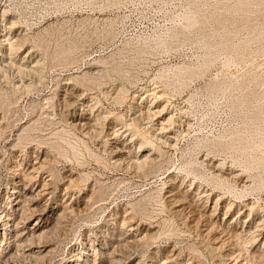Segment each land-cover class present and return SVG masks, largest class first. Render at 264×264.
Here are the masks:
<instances>
[{
  "label": "rangeland",
  "instance_id": "374dc122",
  "mask_svg": "<svg viewBox=\"0 0 264 264\" xmlns=\"http://www.w3.org/2000/svg\"><path fill=\"white\" fill-rule=\"evenodd\" d=\"M4 8L10 10L2 21ZM11 20L17 21L11 32L29 40L13 55L0 43V220L15 216L8 206L16 180L22 192L44 191L37 208L46 217L65 214L46 238L51 256L33 262L18 252L9 264H69L83 244L90 254L104 244L130 255L125 264H234L237 256L236 264H264V230H257L264 215V144L256 147L264 143V0H0V28ZM49 26L50 53L61 42L77 46L70 65L34 45V35ZM39 60L40 73L20 74V64L30 69ZM182 67L187 72L177 78ZM88 71L100 73V81L81 86L70 79ZM160 74L171 86L160 83ZM152 91L162 95L160 121L144 113L157 103ZM171 116L160 137L175 135L172 147L156 140L155 130ZM133 120L142 128L137 134L126 126ZM145 129L157 148L139 147ZM145 155L158 165L149 174L133 164ZM239 173L240 179L229 177ZM257 175L262 181H253ZM170 190L179 193L178 205L168 201L176 197ZM137 200L142 213L135 214ZM253 202L257 209L248 218ZM23 204L18 222L29 212ZM131 211L143 224L138 238L148 226L153 238L126 241L123 220ZM3 230L1 224L0 264L15 251L1 243ZM105 260L98 256L96 264Z\"/></svg>",
  "mask_w": 264,
  "mask_h": 264
},
{
  "label": "bare ground",
  "instance_id": "6f19581e",
  "mask_svg": "<svg viewBox=\"0 0 264 264\" xmlns=\"http://www.w3.org/2000/svg\"><path fill=\"white\" fill-rule=\"evenodd\" d=\"M9 10H10V8H4V10H3V14L1 15L2 17H1V19H2V21H5L6 20V16L8 15V13H9ZM56 13V12H55ZM13 18H14V16H13ZM12 18V19H13ZM0 23H1V21H0ZM3 23V22H2ZM16 23H17V21L16 20H11V21H9V25L8 26H6L7 25V23L6 24H4V25H2V26H4V28L2 29V28H0V37L1 36H3L4 38H0V43L2 44L1 46H3V48H4V46H5V48L7 47V46H9V50H10V54L11 55H13V54H15L16 52H19V51H21L20 49L22 48V47H24V45L28 42V40H29V36L27 35V33H25L24 35L23 34H17L18 36H16V34L14 35L13 34V31L11 32V30L12 29H14V27L16 26ZM23 23V22H22ZM1 25V24H0ZM56 25V24H55ZM55 25H53V27L55 26ZM59 25V24H58ZM58 25H56V27L58 26ZM27 27H29V26H27ZM52 27V26H51ZM6 29H9V30H6ZM29 29V28H28ZM31 29V28H30ZM42 29V28H41ZM56 29H59L58 27L56 28ZM6 30V33L4 32ZM50 31H52V28H50V26L49 27H45L42 31H39V32H37L35 35H34V37H33V43H34V45L35 46H37L40 50H41V53H42V55L43 56H45V57H50V60H51V58L52 59H56V58H59L60 60H59V63H61V64H68L69 63V65L71 64L70 62H72V60H69L68 59V57H69V52H71V54H73L74 52H72L73 50V48L75 47H77L76 45L75 46H73L72 44V46L70 45V47H66L65 45H64V43H63V45H61L62 44V42L61 41H59V42H61L60 44H56V46H52L53 48H54V50H51V53H50V50L49 49H51V48H49V41H50V39H49V41L48 40H45L44 39V35H46L45 33H51ZM4 32V33H3ZM53 32V31H52ZM57 32V31H56ZM54 33H55V31H54ZM33 35V34H32ZM31 35V36H32ZM48 35H51V37L50 38H53V35H52V33L51 34H48ZM47 35V36H48ZM8 36V37H7ZM46 37V36H45ZM49 37V36H48ZM48 37H46L47 39H48ZM53 41V40H52ZM52 41H50V42H52ZM54 42V41H53ZM59 42H57V43H59ZM54 44V45H55ZM51 46V45H50ZM69 46V45H68ZM37 48V49H38ZM52 48V49H53ZM74 48V49H75ZM8 49V48H7ZM31 49V48H30ZM29 49V50H30ZM5 50V49H4ZM72 50V51H71ZM6 51V50H5ZM52 51H53V53H52ZM75 51V50H74ZM2 52H3V50H2ZM5 54H7V53H5ZM10 54H9V56H10ZM30 56H31V54H30ZM34 57V56H33ZM8 58V57H7ZM13 57H11V59H12ZM37 59V58H36ZM71 59H72V57H71ZM3 60V59H2ZM73 60H76V59H73ZM12 61V63H15L14 62V60L12 59L11 60ZM29 61V60H28ZM55 61V60H54ZM77 61V60H76ZM101 62H102V60H100ZM104 61V60H103ZM105 61L107 62V60L105 59ZM43 62V61H42ZM57 62V61H56ZM55 62V63H56ZM99 62V61H98ZM106 62H105V64H106ZM50 63V62H49ZM74 63H77V62H74ZM103 63V62H102ZM29 64V63H28ZM73 64V63H72ZM101 64V63H100ZM23 65L24 64H20L19 65V67H18V69H19V72H20V74H24V73H29V72H31L32 70H35V71H37V72H39L40 73V71H39V65H40V60L37 62V64L35 65L36 67H31L30 69H25V68H23ZM51 65H52V62H51ZM50 65V66H51ZM54 65V64H53ZM56 66H57V64H55ZM54 65V66H55ZM1 66V65H0ZM11 66V65H10ZM32 66V65H31ZM59 66H61V65H59ZM68 66V65H67ZM26 67V66H25ZM51 68V67H50ZM105 71V70H104ZM163 71V70H162ZM98 72H100L101 73V71H99L98 70ZM168 72V71H167ZM177 72V71H176ZM187 71H186V69L185 68H181L177 73H174V74H176L177 75V78H179V77H181L182 75H183V73H186ZM100 73H97V72H83V74H81V75H76V76H70V79H74L75 80V82L77 83V84H79V85H81V86H87V85H89L90 83H92V82H97L98 80L100 81V79L99 78H101L102 76H101V74ZM170 73V72H169ZM172 74H173V72H172ZM71 75V74H70ZM28 76V75H27ZM175 76V75H174ZM166 77H169V76H166ZM166 77H165V75L163 74V75H159L158 76V78L160 79V83L162 82L163 84H164V86H171L170 85V83H169V81L166 79ZM37 80V79H36ZM98 81V82H99ZM20 83V82H19ZM19 83H17V85L19 84ZM37 83V82H36ZM94 84V83H93ZM159 85V84H158ZM58 87V86H57ZM161 88V87H160ZM159 88V89H160ZM25 89L27 90V91H30V90H32V86L30 85V84H28V85H25ZM154 89V88H153ZM152 89V90H153ZM19 90V89H18ZM151 90V89H150ZM33 92V91H32ZM153 92V91H152ZM138 93V92H137ZM149 94V93H148ZM147 94V95H148ZM153 94H154V100L155 99H157L156 101H157V103H153V104H151V105H148L149 107H148V109L146 110L147 112H144V113H147L148 114V117L149 118H152V117H156L155 118V120H159L160 121V118H161V116H162V111L165 109V107L163 108V109H158V108H156L157 107V104H158V102H159V99L158 98H160L162 95H159V93L157 92V91H154L153 92ZM57 95V94H56ZM140 95V94H139ZM83 96V95H82ZM82 96H79L80 98H82ZM55 97V96H54ZM49 98V97H48ZM47 98V99H48ZM51 98H52V96H51ZM50 98V99H51ZM50 99H48V100H50ZM149 99V98H148ZM52 100H54V98L52 99ZM52 100H51V102H52ZM153 100V101H154ZM94 101V100H93ZM152 101V100H151ZM150 102V101H149ZM85 103V102H84ZM2 104V103H1ZM8 102H4V104H2L4 107L6 106V108L8 109ZM97 105V104H96ZM2 106V107H3ZM3 107V108H4ZM89 107V106H88ZM5 108V109H6ZM4 109V110H5ZM141 111H142V109H141ZM143 114V113H142ZM144 116V115H143ZM146 116V118H147V115H145ZM107 118V117H106ZM125 118V117H124ZM137 118H139V117H137ZM142 119V118H141ZM153 119V118H152ZM151 119V120H152ZM97 120V119H96ZM90 122V121H89ZM139 123V122H138ZM157 123V127L155 128V130H157V131H159L157 134H156V140L158 139V140H160V141H162L163 143H165V144H168V145H172L173 144V142H174V140H175V138H177V137H175V135H169V136H167L165 139L164 138H162V137H160V134H164V133H166L168 130H167V127H168V123H172V116L171 117H169V118H167V119H165V120H162L161 121V123L160 122H156ZM84 124V123H83ZM154 124H155V122H154ZM76 126H79L78 124H75ZM85 125H86V123L82 126V127H85ZM88 125V124H87ZM86 125V126H87ZM123 126V125H122ZM126 126H128L129 127V129H131L134 133H138V131H141L142 130V128H141V126L140 125H138L137 123H136V121L135 120H133L132 122H130V123H126ZM151 127V126H150ZM154 128V127H153ZM29 130H30V128H29ZM128 130V129H127ZM26 131H28V129L26 128V129H24L22 132H26ZM116 131H118V130H116ZM156 131V132H157ZM124 132V131H123ZM154 132V131H153ZM117 133V132H116ZM149 134H151V135H149ZM28 135V134H27ZM26 135V136H27ZM116 135H118V134H116ZM153 136H154V134H152L151 133V131L149 130V129H145V131H144V133H143V141L140 143V146L139 147H143L146 143H150V144H152V145H155L156 143L153 141ZM25 137V134H20L19 135V140L20 139H22V138H24ZM224 137V136H223ZM132 142H134L133 141V139H132V141H130V144L132 143ZM263 142L262 141H260V142H258V143H256V147H259V148H261L262 146H263ZM76 146V145H75ZM75 146H72V147H75ZM57 147V146H56ZM55 147V148H56ZM155 148H157V146L155 145L154 146ZM172 147V146H171ZM76 148V147H75ZM73 150H74V148H73ZM77 150V149H76ZM158 150V149H157ZM160 151H161V149H160ZM163 151H164V149H163ZM163 151L161 152V153H163ZM159 152V151H158ZM77 154H78V152H76ZM155 154V153H154ZM160 154V153H159ZM159 154L157 155V156H159ZM156 157V156H155ZM158 158V157H157ZM135 163H133L135 166H136V168H138V169H141L145 174H149V172H151L152 170H155V168H158V165H154V162H155V159L156 158H154L153 156H152V158L150 157V156H148V155H145L143 158L141 157H135ZM46 162V160L44 159V161L42 162V167H44V163ZM222 164V163H221ZM161 167V166H160ZM38 170H40L41 169V167L40 168H37ZM157 170V169H156ZM245 170V169H244ZM243 170V171H244ZM155 172V171H154ZM245 172V171H244ZM86 174V173H85ZM213 174H214V172H213ZM230 174L232 175L233 174V170L231 169V172H230ZM82 175H84V173L82 174ZM88 175V174H87ZM223 175V174H222ZM84 176H86V175H84ZM89 176V175H88ZM216 176V175H215ZM241 176V178H242V174H235V175H233V176H229V177H232V178H239ZM83 177V176H82ZM224 177V176H223ZM252 178H253V181H257L258 179H260V181H262V179L260 178V176L259 175H257V176H251ZM81 179V178H80ZM84 180H86L85 178H83ZM82 179V180H83ZM88 179V178H87ZM221 179V178H220ZM240 179V178H239ZM33 179H31V181H32ZM171 180H173V182H172V184H174L175 182V178L173 177V178H171ZM215 180V179H214ZM219 180V179H218ZM232 180V179H231ZM236 180V179H235ZM234 180V181H235ZM187 181V180H186ZM221 181V183H223V182H225V180H223V179H221L220 180ZM233 180H232V182L231 183H233L234 182ZM80 182V181H79ZM229 181L227 180V183H228ZM230 183V184H231ZM235 183V182H234ZM196 184H197V181H196ZM12 185H14L12 188H13V190H12V193H11V197H13V201L11 202L12 203V205L11 206H8V208H13V211H14V213H15V216H11V215H14V214H9V212L8 213H6V216H5V219L3 218L2 220H0V225L1 224H3L4 225V235H3V237H2V241H1V243L2 244H4V245H6L7 243H8V245H7V247H6V249L8 248V247H10V248H12L11 246H15V251H13L12 252V250L10 249V251H8L9 253H6L5 254V256L3 257V259H5V261H4V263L6 264L7 262V264H9L10 262H11V260L13 261L14 260V258L16 257V255L18 254V252H21L22 253V255L24 256V257H26V258H29L30 259V261L32 260L33 262L35 261H44V259H46L48 256H51V254L54 252V248H49V246H50V242H48V240H46V238H49L50 237V235L53 233V231H55L56 230V228H57V226L61 223V221H62V219H63V217H64V214L65 213H60L58 216H54V215H48L47 217H46V209H43V211L41 210V209H39V208H37L39 205H40V200L42 199V194L44 193V191H38V192H36V190H33V188L31 189V188H29L27 191H24V192H22L21 191V185H22V183L21 182H19V180H16ZM225 185H226V183H225ZM245 185V184H244ZM247 185V184H246ZM197 186V185H196ZM231 186V185H230ZM237 186V185H236ZM32 187V186H31ZM44 187V189H46V186L44 185L43 186ZM193 188V187H192ZM227 188H229V187H227ZM244 188V187H243ZM43 189V190H44ZM237 190V189H236ZM207 191H209V190H206L205 192H207ZM170 192H171V194L169 195V196H174V195H176V197H173L171 200H168V201H170V203H174V204H177L178 202H182L181 201V199H178V192H173V190H170ZM211 192V191H210ZM161 194V193H160ZM192 194V193H191ZM191 194H185V196L186 197H189V196H191ZM193 195V194H192ZM210 193H208V194H206V195H204V196H207L208 198H210ZM147 196V198H152L153 196H152V194L151 193H149L148 195H146ZM162 197V196H161ZM185 197V198H186ZM144 198H146V197H144ZM144 198H142V200H144ZM160 199V198H159ZM222 198L221 197H219L218 196V198H217V200H216V205L218 206L219 205V201L221 200ZM146 200V199H145ZM148 200H150V199H148ZM28 202V209H29V212L24 216V217H22V220L21 221H17V218H18V216H17V213L18 212H20V211H25L24 210V202ZM233 202V201H232ZM143 203H144V201H143ZM163 203V202H162ZM190 203V202H189ZM231 203V202H230ZM255 203L256 202H253V203H251V204H248L249 205V211H250V213H249V215H248V218L250 217V215H251V213L252 212H254L257 208L255 207ZM8 204V203H7ZM27 204V203H26ZM179 204H181V203H179ZM9 205V204H8ZM131 205H132V211L136 214V213H142V207H141V200H137L136 201V203L134 202V204H133V202L131 203ZM143 205V204H142ZM178 205V204H177ZM176 205V206H177ZM26 208H27V206H25ZM216 207V206H215ZM6 208V207H5ZM6 210V209H5ZM55 210V209H54ZM75 210H76V208H75ZM264 210V209H263ZM130 212L129 213V215H127V217H125L124 218V225H127V227L129 228H127V230L125 231V235H126V241H128V242H130V243H135V242H138V241H143V240H145V239H148V238H153L155 235H156V233L155 232H152V230H153V227L152 226H148L147 227V229H144V231H145V236L143 237V236H141L140 238H138L139 237V235L138 234H136L135 232H140L142 229V226H143V224H142V221H140V222H136V220H135V217L134 216H130L131 214H133V212ZM216 211V210H215ZM129 212V211H128ZM241 212V210L238 212V217H240V216H242V213H240ZM1 213V212H0ZM13 213V212H12ZM124 213H125V210H124ZM20 215H21V213H19ZM23 214H24V212H23ZM2 215V214H1ZM137 215H139V214H137ZM32 216H36L37 217V219L34 221V225L35 226H33V227H31V228H29V230H28V228L27 227H24L25 226V223H26V221L28 220V219H30ZM130 216V217H129ZM64 220V219H63ZM247 221V220H246ZM246 221H245V223H246ZM22 224V225H21ZM249 226V225H248ZM248 226H247V228H248ZM258 229L257 230H259V231H263L264 230V215L262 216V218L261 219H259V223H258ZM158 229V228H157ZM156 229V230H157ZM248 229H250V228H248ZM155 230V231H156ZM162 230V229H161ZM160 230V231H161ZM143 231V230H142ZM159 231V232H160ZM225 231V230H224ZM258 231V232H259ZM213 232V231H212ZM227 232H229V231H227ZM248 232V231H247ZM56 233H58V232H56ZM242 233V232H241ZM224 234V233H223ZM245 234V233H244ZM58 235V234H57ZM108 237V236H107ZM224 237V236H223ZM236 237H238L237 235H236ZM156 238V237H155ZM212 238V237H211ZM214 238V237H213ZM231 238V237H230ZM239 238V237H238ZM89 239V238H88ZM241 239V238H240ZM219 240V239H218ZM226 240V238L225 239H222L221 241L223 242V241H225ZM93 241H95V240H93ZM119 241V240H118ZM220 241V240H219ZM247 241V240H246ZM107 242V241H106ZM245 242V241H244ZM252 242V241H251ZM80 243V242H79ZM88 243H89V241H88ZM105 243V242H104ZM119 243V242H118ZM220 243V242H219ZM96 244V243H95ZM224 244V243H223ZM244 244V243H243ZM255 244V243H254ZM116 245H117V243H116ZM136 245V244H135ZM3 246V245H2ZM94 246V245H93ZM114 246V245H113ZM140 246V245H139ZM36 247H38V249L36 250ZM92 247V246H91ZM131 247V246H130ZM129 247V248H130ZM135 247V246H134ZM89 248V247H88ZM88 248H87V246H84V244L82 245V247H80L77 251V253H74L73 254V257L72 258H68V263L69 264H96V262H97V260H98V256H100V257H104L106 260L104 261V264H125L126 263V261L128 260V258H130V255H127V254H130V252L129 253H127L126 252V255L127 256H125V255H123V254H121V253H118L115 249H113V250H110L109 248H107V247H105V245L103 244L102 245V247L100 248V247H93V252H92V254H90L89 253V251H88ZM5 249V248H4ZM5 249V250H6ZM118 249V251H119V247L117 248ZM223 249V248H222ZM247 249V248H246ZM177 250V249H176ZM247 250H249V249H247ZM130 251V250H129ZM71 252V251H70ZM123 252V251H122ZM249 252V251H248ZM3 253V252H2ZM124 253V252H123ZM255 254V253H254ZM69 255V254H68ZM18 256V255H17ZM173 256V255H172ZM238 258H239V256H237L235 259H234V261H235V263L234 264H236L237 262H238ZM104 260V259H103ZM247 260H249V259H247ZM15 261V260H14ZM47 261V260H46ZM169 261V260H168ZM242 262V261H241ZM45 263V262H44ZM48 263V262H47ZM136 263H138V262H136ZM240 263V262H239ZM250 263V262H249ZM248 263V264H249ZM11 264H13V263H11ZM34 264V263H33Z\"/></svg>",
  "mask_w": 264,
  "mask_h": 264
}]
</instances>
